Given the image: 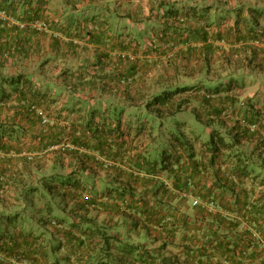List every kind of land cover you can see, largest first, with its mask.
Wrapping results in <instances>:
<instances>
[{
    "label": "trees",
    "instance_id": "16d2710c",
    "mask_svg": "<svg viewBox=\"0 0 264 264\" xmlns=\"http://www.w3.org/2000/svg\"><path fill=\"white\" fill-rule=\"evenodd\" d=\"M143 5H150L149 16L155 15L158 20L168 15L161 12L165 6L163 3L158 6L141 3L138 12L142 18L137 21L141 24H145L146 21L142 20L148 18L144 14ZM178 20L183 19L178 18L176 21ZM170 30H173L172 39L168 38ZM177 32L178 28L168 25L152 41V44L156 41L158 46L143 47L146 36L144 37L142 30H139L131 41L121 40L118 45L119 57L110 66L104 64L102 69H94L95 73L99 71L96 75L89 73V67L81 68L74 74L75 76L93 75L105 79L107 83L103 82L104 86H97L99 90L114 94V97L121 94V99L117 98L118 102H114V99L106 98L107 108L104 110L105 101H97L92 110L80 107L75 115L67 117L69 123L61 130L46 127L51 126L53 121L48 110L41 107L38 102L30 103L27 106L30 115H23L17 121L21 114L17 109L26 105L23 102H27L23 99L25 92L23 91L19 103H12L5 97L7 93L5 84L0 87V109L7 107L15 110L14 116L7 119L9 122L0 118V124L9 125L8 128L0 129L1 151L7 153L11 150H21L17 145L18 141L9 137L15 134L14 124L27 122L42 126L36 134L24 131L22 135L24 138L37 139L36 147L30 145L28 152L38 150L44 152V155L31 156L28 153L18 164L9 162L17 166L21 164L27 172L26 177L19 182L22 187L27 188L25 201L37 204L46 200L51 201L50 205L58 212L70 209L72 231H68V237L71 243L65 249L64 244L60 243L55 249L61 253L73 254L69 255L67 260L63 259L66 263L76 259L74 264L78 260L80 264H118L115 254L118 251L127 253L130 257L136 252L139 255L134 260L144 263L148 261L142 245L130 244L127 236L122 238L120 235L123 232L117 230L116 223L107 227L100 226L95 222L93 215L89 216L91 206L102 207L99 199L104 196L98 195L93 189L99 181L97 177L99 172L106 171L109 166H105L97 157L121 159L128 150L123 149L125 142L137 143L135 147L132 145L135 152L132 164L137 174L126 173L125 179L121 181L126 186L113 197L115 201L123 200L126 209L134 211L131 214L138 215L146 227L158 226L165 229L167 224L164 222L169 214L172 219L167 223H176L174 212L179 197L172 195L161 176L173 180L174 190L188 189L186 180L191 179L194 181L191 191L194 195L205 203L213 202L219 205L220 209L215 215L206 205L197 207L204 213L201 226L211 216L214 221L227 219L225 213L228 214V211L237 215L238 220H231L236 225L242 226L247 223L244 226L254 227L259 225L261 220L264 221V100H260L259 94L252 96L245 94L249 85L245 82L242 84L236 82L233 76L237 68L227 67L228 65L212 67L209 58L200 68L174 67L171 63L173 59L170 61L169 53H166L163 47L181 37ZM113 37L120 39V36ZM258 38H261L262 41H257L262 44L263 38L260 36ZM205 52L208 55L210 49L206 48ZM131 55L134 59L130 58ZM229 61L231 62V59ZM213 69H217L218 73H215L217 75L214 78H209ZM70 72L69 69L61 75H71ZM182 73H185L189 80L196 75L203 77L205 75L206 78L196 77L197 82H194L195 78L191 79L194 84H182L180 82ZM21 79L22 75L13 78L10 84H18ZM26 81L33 84L30 79ZM24 84L26 85V82ZM188 92L194 93L193 96L183 98L182 94ZM83 102L89 103L92 100L71 99L67 103H75L76 106ZM194 103L199 104L196 109L199 111L194 113L196 123L193 124L203 127L197 134L194 130H189L181 116V113L184 110L188 112ZM59 116L57 118H61ZM45 117L50 119L48 123L44 121ZM67 118L65 117L66 120ZM252 125H256L254 130H251ZM188 132L194 136L188 137ZM5 136L9 137L10 143L4 142ZM250 140L256 144L254 149L248 152L243 149V145ZM63 141L74 145V148H53V151L45 153L49 144L59 145ZM94 152L98 154L97 157ZM160 156L163 157L161 161ZM68 169L71 170L69 174ZM88 171L92 176L87 173ZM89 182L92 184L91 188L87 186ZM75 188L81 189V193L78 194ZM56 198H59V204L55 208ZM189 205L196 208L191 203ZM64 216L66 215L60 214L54 217L51 225L59 230ZM239 218L242 220L241 223ZM127 221L130 226L131 220ZM135 222V225L139 224L138 220ZM183 223L194 224L188 215L183 217ZM194 229L199 231L197 226ZM244 234L249 239L255 236L248 230H245ZM44 248L38 242L26 245L17 241L0 244V254L26 259L31 264H43L42 260L47 256ZM84 257L86 258L84 263L80 262Z\"/></svg>",
    "mask_w": 264,
    "mask_h": 264
},
{
    "label": "crops",
    "instance_id": "0c3cea01",
    "mask_svg": "<svg viewBox=\"0 0 264 264\" xmlns=\"http://www.w3.org/2000/svg\"><path fill=\"white\" fill-rule=\"evenodd\" d=\"M141 3L157 6L163 3L165 6L161 12L168 15L158 20L155 15L149 16L150 5H143L144 14L148 18L142 20L146 21L145 24H141L137 22L142 18L138 12ZM0 10L7 12L6 17L0 18V87L5 84L7 88L5 97L12 103H19L23 91L25 92L23 99L27 102H23L26 105L17 109L21 113L17 121L23 115H30L27 107L30 103L38 102L41 107L48 110L53 122L51 126L46 127L53 130L64 128L69 123L67 117L75 115L80 107L92 110L97 101H105L104 110L107 108L106 98L110 97L109 99H114V102H118L117 98L121 99V94L114 97V94L99 90L98 85L107 83L105 79L93 75L79 77L74 74L81 68L89 67V73L96 75L99 71L95 73L94 69H102L104 64L110 66L116 62L121 40L131 41L139 30H142L144 37L146 36V42L143 44V47H146L158 46L156 41L153 44L152 41L166 26L178 28L177 33L181 37L177 36V40L163 47V50L169 53L170 61L173 59L171 63L174 67L200 68L209 58L212 67L228 65L227 67L240 68L250 65L264 70V42L261 46L254 44L255 41L261 40L259 36L264 41V0H0ZM177 17L183 20L176 21ZM250 17L258 19L255 27L250 25ZM128 32L133 34L129 35ZM168 34L169 39L174 37L173 30ZM113 36H120V39ZM205 46L210 49L208 55ZM69 69L71 75H61ZM21 75L23 79L20 83L10 84L11 79ZM196 77L203 76L196 75L190 78H195L194 82H197ZM233 77L238 78L236 75ZM253 78L243 81L249 85L245 94L250 96L259 94L260 100H264V77ZM27 79L32 80L33 84L26 81ZM17 87L19 89H15ZM71 99L92 102H83L75 106V103H67ZM14 114V109L7 107L0 109V118L5 122H9L7 119H11ZM59 115L61 118H57ZM14 125L15 134L9 137L18 141L17 145L21 150H11L7 153L0 150V238H2L0 244L18 241L27 245L38 242L45 247L44 251L47 254L42 260L43 264H74L76 259H71L69 263L63 260H67L71 253L55 250L60 243L64 244V249L71 243L68 237V231H72L70 209L58 212L50 205L51 201L46 200L39 204L25 201L27 188L19 183L27 175L21 164L17 166L20 159L26 158L28 153L31 156L44 153L38 150L28 152L30 145H35L37 139L24 138L22 133L26 131L36 134L42 126L27 122ZM8 126L0 124V129ZM9 137L5 136L4 142L10 143ZM127 143L129 142H125L123 149L128 150L121 159L98 156L94 152L96 157L98 156L97 159L105 166H109L106 171L99 172L97 176L99 181L93 189L98 195L104 196L99 199L102 207L98 204L91 206L89 215H93L95 222L100 226L107 227L116 223L117 230L123 232L120 235L122 238L127 236L130 244L142 245L145 249L147 263L134 260L139 255L136 252L130 257L129 254L118 251L115 253L118 264H264L262 220L254 227L244 226L247 223H242V226L236 225L231 220H238L237 215L228 211V214L225 213L228 220L214 221L211 216L201 226L204 213L189 205L194 193L185 199L180 193L181 190L176 192L170 190L172 195L179 197L174 212L176 223H167L172 219L169 214L164 222L167 224L166 228L161 229L158 226L146 227L138 215L131 214L134 211L126 209L123 200L115 201L113 196L126 186L121 182L125 179L126 173L137 174L132 164V156H135L132 145L135 147L137 143H129L130 147ZM255 144L256 142L252 140L247 141L243 149L251 152ZM49 145L45 153L53 151L54 146L58 149L74 148V145L67 141L59 145ZM9 161L17 164L12 165ZM70 172L68 169L67 174ZM87 173L92 176L89 171ZM166 178L161 176L162 180ZM116 180L118 181L115 182ZM87 186L91 188V182ZM75 190H78V194L81 193V189ZM75 190L73 189L74 192ZM58 204L59 198H56L55 208ZM209 211L213 215L217 212L212 209ZM60 214L67 217L62 218L64 221L58 230L51 225V221ZM186 215L194 224L183 223V217ZM127 220H131L130 226ZM135 220H138L139 224L135 225ZM239 222H242L240 218ZM195 226L199 227V231L194 229ZM245 230L255 236L247 238ZM84 260L85 257L80 262L84 263ZM78 261L75 264H80ZM0 262L31 264L26 259L3 254H0Z\"/></svg>",
    "mask_w": 264,
    "mask_h": 264
},
{
    "label": "rangeland",
    "instance_id": "374dc122",
    "mask_svg": "<svg viewBox=\"0 0 264 264\" xmlns=\"http://www.w3.org/2000/svg\"><path fill=\"white\" fill-rule=\"evenodd\" d=\"M256 24H258V19L256 20L254 17H250V25L251 26H256ZM249 70H247L246 67H240V68H237V70H235V75L238 76V78H236V82L239 83V84H242L244 80H248L250 77H254L253 79H257V78H261L263 79L264 77V70L262 69H254L253 67L251 66H248ZM237 71H239V73H236ZM215 73H218L217 72V69H213L212 71H210V76H208L209 78H214V76H216L217 74ZM182 77H181V80L180 82L183 84H188V85H191V84H194L193 81H190L189 79H186L185 77V73H182ZM205 75L203 77V79H205ZM241 91V90H240ZM194 93H185V94H182L183 98H186L187 96L188 97H192ZM198 105L199 104H192L191 107H189V111L186 112L185 110L181 113V116L183 117L184 121L187 123V127L189 128V130H194V132L197 134V132H199L203 127H199V126H194L193 123H196L194 121V113L196 111H199L196 110L198 108ZM193 106V107H192ZM209 129V128H208ZM190 131V132H191ZM210 131V129H209ZM188 132L187 133V136L190 137V136H194L193 133H190ZM202 138H205V137H202ZM193 139V138H192ZM202 140V139H201ZM200 140V141H201ZM33 156V155H32ZM160 161L163 159L162 156H160ZM164 183L166 184V179L163 180ZM192 184L194 186V181H192L191 179H189L188 181L186 180V184L189 186V184ZM166 186L170 189V190H173L176 192V190H174V183H173V180L172 179H169V182L166 184ZM182 190H185V189H182ZM182 194V192H180ZM191 203L192 206L194 207H199L200 205H194L193 204V200L191 199ZM202 205V204H201Z\"/></svg>",
    "mask_w": 264,
    "mask_h": 264
},
{
    "label": "built area",
    "instance_id": "2783aa9c",
    "mask_svg": "<svg viewBox=\"0 0 264 264\" xmlns=\"http://www.w3.org/2000/svg\"><path fill=\"white\" fill-rule=\"evenodd\" d=\"M7 16V12L6 11H4V10H0V18L1 17H6ZM255 45H257V46H259V45H261V43H260V41H255ZM130 58L131 59H134V57L131 55L130 56ZM40 112V111H39ZM49 118H47V117H45L44 118V121L46 122V123H48L49 122ZM256 128V125H252L251 126V130H254ZM53 148H56V146H54ZM169 181H166V184L168 183ZM193 185L190 183L189 184V186H188V189H185V190H181V192H182V196L186 199V198H189V196L192 194V189H193ZM192 197V200H193V204L194 205H203V204H205L206 206H208L210 209H212V210H218V209H220V207H219V205L218 204H216V203H213V202H211V203H205L203 200H201L199 197H197V196H191Z\"/></svg>",
    "mask_w": 264,
    "mask_h": 264
}]
</instances>
